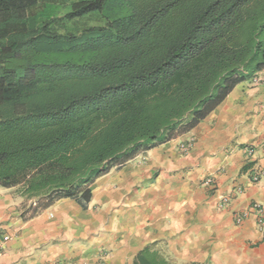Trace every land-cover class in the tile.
I'll list each match as a JSON object with an SVG mask.
<instances>
[{"label":"trees","instance_id":"obj_1","mask_svg":"<svg viewBox=\"0 0 264 264\" xmlns=\"http://www.w3.org/2000/svg\"><path fill=\"white\" fill-rule=\"evenodd\" d=\"M263 68L264 0H0V187L26 217L85 206ZM132 264L204 263L144 248Z\"/></svg>","mask_w":264,"mask_h":264},{"label":"crops","instance_id":"obj_2","mask_svg":"<svg viewBox=\"0 0 264 264\" xmlns=\"http://www.w3.org/2000/svg\"><path fill=\"white\" fill-rule=\"evenodd\" d=\"M257 74L260 83L236 85L191 130L96 178L85 206L61 198L26 217L28 201L0 187V238L9 236L0 264H82L102 252L107 264H132L144 248L174 263L264 264L256 215L234 220L252 202L264 205V180H250L246 155L247 146L264 141V68ZM257 148L252 160L264 165ZM237 187L219 209L221 196Z\"/></svg>","mask_w":264,"mask_h":264},{"label":"built area","instance_id":"obj_3","mask_svg":"<svg viewBox=\"0 0 264 264\" xmlns=\"http://www.w3.org/2000/svg\"><path fill=\"white\" fill-rule=\"evenodd\" d=\"M253 83H256L259 81V79L253 77L251 80ZM193 142V139L186 141L182 143L179 146V149L181 152L187 151L191 144ZM262 150L264 152V141L259 143L258 145H250L246 148V155L251 163L249 166V177L252 182H259L261 180H264V165L257 163V161L252 160V156L254 155L255 151L258 149ZM212 178L207 179V183H213ZM241 192V188L237 187L233 191H231L229 194L221 196L218 202V208H225L230 201L235 197V194H238ZM254 213L256 215L255 222L256 227L259 230V232L264 236V205L259 202H252L247 209L241 210V211H235L234 212V220L235 223L238 225L241 223V221L248 216V213ZM9 238L8 235H3L0 238V251L3 247V243L7 241ZM82 264H107V254L106 252H102L97 260L93 262H82Z\"/></svg>","mask_w":264,"mask_h":264},{"label":"rangeland","instance_id":"obj_4","mask_svg":"<svg viewBox=\"0 0 264 264\" xmlns=\"http://www.w3.org/2000/svg\"><path fill=\"white\" fill-rule=\"evenodd\" d=\"M254 77L257 78V79H259V81L256 82V83H253L252 81H250V82H248L249 85H255V84H258V83H260V82L263 80V78H262L260 75H258V74H256ZM251 80H252V79H251ZM106 254H107V257H108V253H106Z\"/></svg>","mask_w":264,"mask_h":264}]
</instances>
